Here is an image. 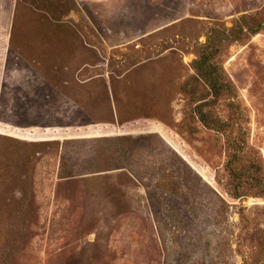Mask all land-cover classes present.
Returning a JSON list of instances; mask_svg holds the SVG:
<instances>
[{"label": "rangeland", "instance_id": "obj_1", "mask_svg": "<svg viewBox=\"0 0 264 264\" xmlns=\"http://www.w3.org/2000/svg\"><path fill=\"white\" fill-rule=\"evenodd\" d=\"M257 13L0 0V264H264V199L234 197L228 135L200 119L242 126L264 168V31L223 49L233 92L194 69L212 28Z\"/></svg>", "mask_w": 264, "mask_h": 264}, {"label": "trees", "instance_id": "obj_2", "mask_svg": "<svg viewBox=\"0 0 264 264\" xmlns=\"http://www.w3.org/2000/svg\"><path fill=\"white\" fill-rule=\"evenodd\" d=\"M252 23L247 18L241 20L231 30L214 27L208 36V42L202 47L199 59L194 62V69L198 77L209 87L212 97L217 98L223 91L233 92V87L224 81L225 73L219 64L226 46L236 42L247 40L264 31V13H257ZM203 125L220 133L228 135V146L231 156L226 165L234 191V197L241 199L248 195H255L256 198L264 199V168L262 161L255 155L246 153L248 140L241 136L243 127L240 125H229L213 118L210 113H200ZM236 138H231L234 132ZM230 136V137H229ZM131 140V139H127ZM250 158H254L247 166ZM253 192L254 194H250Z\"/></svg>", "mask_w": 264, "mask_h": 264}]
</instances>
